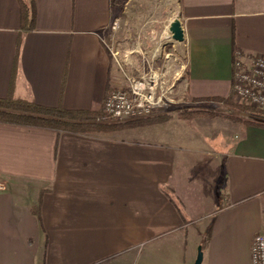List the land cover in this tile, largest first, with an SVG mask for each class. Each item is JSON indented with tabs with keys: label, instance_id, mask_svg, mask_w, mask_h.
<instances>
[{
	"label": "crops",
	"instance_id": "1",
	"mask_svg": "<svg viewBox=\"0 0 264 264\" xmlns=\"http://www.w3.org/2000/svg\"><path fill=\"white\" fill-rule=\"evenodd\" d=\"M0 0V99L102 112L127 82L106 42L118 0ZM190 100L226 99L264 57V0H180ZM174 118L104 134L0 123V264H253L264 128ZM209 126V127H208Z\"/></svg>",
	"mask_w": 264,
	"mask_h": 264
},
{
	"label": "rangeland",
	"instance_id": "2",
	"mask_svg": "<svg viewBox=\"0 0 264 264\" xmlns=\"http://www.w3.org/2000/svg\"><path fill=\"white\" fill-rule=\"evenodd\" d=\"M118 9V17L106 34V42L109 48L117 53L116 57L125 70L124 73L139 75L143 58L149 60L155 69L170 68L167 70L170 82L174 80L175 70H181V78L175 82V98L179 103L168 109L158 110L149 118L106 124H140L157 116H168L170 120L179 118L195 124L201 122L204 125H212L214 120H227L234 124L244 125L228 118L227 113L243 120H255L252 117L256 115L229 109L222 105L193 101L187 96L183 87L188 78L185 43L175 41L172 33L174 21L178 22L183 29L180 0H118ZM126 60L132 62L133 67L128 66ZM236 102L255 109L240 103L237 99ZM201 111L203 115L197 117L190 119L182 117L186 113Z\"/></svg>",
	"mask_w": 264,
	"mask_h": 264
},
{
	"label": "built area",
	"instance_id": "3",
	"mask_svg": "<svg viewBox=\"0 0 264 264\" xmlns=\"http://www.w3.org/2000/svg\"><path fill=\"white\" fill-rule=\"evenodd\" d=\"M126 61L128 66L133 67L132 62ZM119 65L124 73L120 62ZM233 66L232 90L236 99L264 112V57L244 59L242 53L238 52ZM169 69H155L149 60L143 58L139 75L124 73L126 86L108 93L99 121L113 123L141 120L153 116L158 110L177 105L179 102L175 98V82L181 78L182 72L175 70L174 80L170 82L167 71ZM5 189V185L0 184V190ZM251 257L253 264H264V233L254 238Z\"/></svg>",
	"mask_w": 264,
	"mask_h": 264
},
{
	"label": "trees",
	"instance_id": "4",
	"mask_svg": "<svg viewBox=\"0 0 264 264\" xmlns=\"http://www.w3.org/2000/svg\"><path fill=\"white\" fill-rule=\"evenodd\" d=\"M20 7L21 24L24 32L34 29L36 22V11L34 6L27 5L23 0H18ZM211 103L213 105H222L229 109L250 113L256 116L264 117V112L255 110L236 102V96L232 90L230 96L226 99H209L203 103ZM102 112L86 113L74 112L64 108H49L40 106L33 102L0 99V123L14 124L26 127H38L44 129H53L58 132L69 131L79 134H104L114 131H120L128 127H139L146 125L162 124L170 120L168 116H157L147 122L140 124H104L99 121ZM203 115V112H190L182 117L190 119ZM227 117L243 123L246 126H255L264 128V122L255 120H243L238 116L227 113Z\"/></svg>",
	"mask_w": 264,
	"mask_h": 264
},
{
	"label": "water",
	"instance_id": "5",
	"mask_svg": "<svg viewBox=\"0 0 264 264\" xmlns=\"http://www.w3.org/2000/svg\"><path fill=\"white\" fill-rule=\"evenodd\" d=\"M172 33H173V38L175 41H177V42H183L184 41V38H185L184 37V30L182 29V27L180 26V24L178 22H175L173 24ZM252 118H254L257 121L264 122V117H256L255 116ZM203 260H204V255H203L202 249L199 248L198 249V256H197L195 264H203Z\"/></svg>",
	"mask_w": 264,
	"mask_h": 264
},
{
	"label": "bare ground",
	"instance_id": "6",
	"mask_svg": "<svg viewBox=\"0 0 264 264\" xmlns=\"http://www.w3.org/2000/svg\"><path fill=\"white\" fill-rule=\"evenodd\" d=\"M176 21H174L173 23H175Z\"/></svg>",
	"mask_w": 264,
	"mask_h": 264
}]
</instances>
